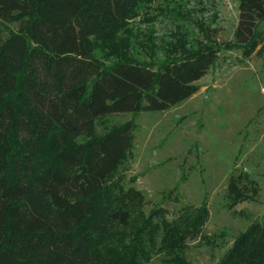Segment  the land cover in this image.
<instances>
[{"label": "trees", "instance_id": "16d2710c", "mask_svg": "<svg viewBox=\"0 0 264 264\" xmlns=\"http://www.w3.org/2000/svg\"><path fill=\"white\" fill-rule=\"evenodd\" d=\"M238 1L235 42L256 47L264 0ZM146 2L0 0V264H144L157 252L167 264H193L187 241L208 208L124 231L133 211L119 185L134 122L97 136L106 116L188 100L218 57L198 47L155 68L130 54L137 48L126 26ZM98 37L118 56L109 66L97 56ZM45 142L52 161L38 159ZM235 180L231 205L247 197ZM216 264H264V223L254 220Z\"/></svg>", "mask_w": 264, "mask_h": 264}, {"label": "rangeland", "instance_id": "374dc122", "mask_svg": "<svg viewBox=\"0 0 264 264\" xmlns=\"http://www.w3.org/2000/svg\"><path fill=\"white\" fill-rule=\"evenodd\" d=\"M238 20V0H147L126 26L137 48L130 54L155 68L167 56L182 57L198 47L213 46L218 57L197 82L198 92L181 104L109 115L97 125L102 137L134 122L119 185L121 201L133 211L124 231L150 219L162 226L183 210L208 208L201 233L187 241L186 256L193 264L218 263L254 220L264 223V20L256 47L236 44ZM107 45L97 38L96 53L105 66L118 59ZM55 158L50 144L43 143L38 159ZM233 179L247 196L236 205L230 199ZM164 257L157 252L143 262L167 264Z\"/></svg>", "mask_w": 264, "mask_h": 264}]
</instances>
